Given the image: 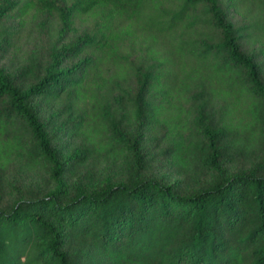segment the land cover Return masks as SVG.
<instances>
[{"label": "trees", "instance_id": "1", "mask_svg": "<svg viewBox=\"0 0 264 264\" xmlns=\"http://www.w3.org/2000/svg\"><path fill=\"white\" fill-rule=\"evenodd\" d=\"M0 264H264V0H0Z\"/></svg>", "mask_w": 264, "mask_h": 264}, {"label": "rangeland", "instance_id": "2", "mask_svg": "<svg viewBox=\"0 0 264 264\" xmlns=\"http://www.w3.org/2000/svg\"><path fill=\"white\" fill-rule=\"evenodd\" d=\"M29 29H27L26 30V28L25 29H21V31L19 32V38H18V40H17V42H16V46L17 47H19V46H21V47H23V46H25L28 42H26L29 38H30V36H31V32L30 31H28ZM40 40H38L37 39V37L35 38V39H33V40H31V43H33V44H36V43H38Z\"/></svg>", "mask_w": 264, "mask_h": 264}]
</instances>
